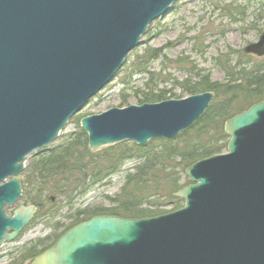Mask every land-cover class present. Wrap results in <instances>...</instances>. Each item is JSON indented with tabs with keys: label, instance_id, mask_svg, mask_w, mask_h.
Here are the masks:
<instances>
[{
	"label": "water",
	"instance_id": "95a60500",
	"mask_svg": "<svg viewBox=\"0 0 264 264\" xmlns=\"http://www.w3.org/2000/svg\"><path fill=\"white\" fill-rule=\"evenodd\" d=\"M177 0H0V248L36 208L21 196L28 157L54 142L109 85L148 26ZM264 57V33L243 49ZM211 93L82 118L89 151L171 140L207 110ZM227 153L185 171L177 211L149 219L93 217L29 264H264V100L224 123Z\"/></svg>",
	"mask_w": 264,
	"mask_h": 264
},
{
	"label": "trees",
	"instance_id": "16d2710c",
	"mask_svg": "<svg viewBox=\"0 0 264 264\" xmlns=\"http://www.w3.org/2000/svg\"><path fill=\"white\" fill-rule=\"evenodd\" d=\"M160 57V50H152L150 53L145 51L142 57L136 60L137 65L131 64L124 69L129 78L133 74L148 77L149 84L144 85L147 93L142 94L140 105L173 99L172 96L167 97V92L153 91L157 85L172 81L174 88L179 87L182 96L212 93V102L205 113L172 140H151L144 146L121 143L109 148L111 153L105 154L103 168L99 167L101 158L95 157L97 153L88 150L87 137L83 131L78 128L76 133L62 137L56 146L40 151L32 157L29 169H24L27 176L21 185L22 195L24 194L28 203L37 209L38 215L34 218L39 215H42V218L46 216V191L65 198L69 206V196L77 188L71 179L80 178V185H83L85 180H90L88 186H92L95 182H101L118 172L123 162H132L135 165L125 176L120 194L111 200L114 205L104 210L76 212L71 225L64 231L96 216L131 220L154 217L151 209L158 206H154L149 199L163 190L167 194L168 204L180 203L174 194L189 184L184 177L185 170L200 160L224 153L228 143V138L223 132L225 121L264 100V58L255 60L240 51L232 62L229 55H219L216 66L224 72V83L212 82L200 72L196 73L194 82L185 80L177 83L167 74L162 76V73H148L149 65ZM125 99H122V103ZM241 101L245 106L239 110L237 106ZM181 180L184 185H180ZM84 192L82 191V194ZM47 247L27 257L31 259Z\"/></svg>",
	"mask_w": 264,
	"mask_h": 264
},
{
	"label": "rangeland",
	"instance_id": "374dc122",
	"mask_svg": "<svg viewBox=\"0 0 264 264\" xmlns=\"http://www.w3.org/2000/svg\"><path fill=\"white\" fill-rule=\"evenodd\" d=\"M262 33H264V0H178L165 17L149 26L146 35L140 41V46L128 56L126 65H137L136 60L140 59L145 51L150 53L152 50H160L161 57L149 65L148 73H162V76L167 74L171 80L182 83L185 80L194 82L196 73L200 72L201 75L208 76L212 82L224 83V72L216 66L218 56L229 55L230 60L234 62L238 53L246 46L256 43ZM252 58L256 60V57ZM127 74L123 71L116 75L99 95L68 122L60 138L43 150L56 146L62 137L76 133L79 120L83 117L97 116L111 109L140 106L142 94L147 93L144 85L149 84L148 77L133 74L129 78ZM123 85L127 87L123 89ZM153 91L167 92L169 93L167 97L172 96V100L186 97L181 95L179 87L174 88L172 81L157 85ZM123 98L126 99L122 103ZM244 106L245 103L242 102L237 108L241 110ZM109 148L111 147L92 152L97 153L95 157L101 158L99 167L105 166L104 156L111 153ZM40 151L27 158L24 169H29L31 158ZM134 165L135 163L132 162H123L118 172L101 182H95L92 186H88L90 180H85L83 185H80L82 180L74 177L71 182L77 188L69 196L71 200L69 206L65 198L46 191L45 218H42V215L33 218L32 224L21 232L14 242L0 249V264H29L32 258L29 259L27 256L45 247L46 237H49L47 239L49 241L53 236L60 235L71 225L76 212L104 210L113 206L111 200L120 194L125 176L130 173ZM26 176L27 173L23 170L20 175L21 185ZM180 185H184L183 180ZM82 191L85 192L82 194ZM166 196V192L161 190L149 199L154 206H158L151 209L154 217L182 208V201L168 204ZM51 197H55L53 203L48 201ZM28 205H30L28 198L25 199L24 194H21L18 202L12 208H6L5 212L11 216L14 209Z\"/></svg>",
	"mask_w": 264,
	"mask_h": 264
},
{
	"label": "bare ground",
	"instance_id": "6f19581e",
	"mask_svg": "<svg viewBox=\"0 0 264 264\" xmlns=\"http://www.w3.org/2000/svg\"><path fill=\"white\" fill-rule=\"evenodd\" d=\"M177 1H178V0H177ZM177 1H175L173 4H171V6L169 7V10L174 6V4H175ZM158 20H159V19H158ZM156 21H157V20H156ZM154 22H155V21H154ZM151 24H152V23H151ZM151 24H150V25H151ZM150 25H149V26H150ZM149 26H148V28H149ZM148 28H147V30H148ZM146 33H147V31H146ZM146 33H145V35H146ZM145 35H144V36H145ZM139 46H140V45H139ZM139 46H138V47H139ZM138 47H137V48H138ZM137 48H136V49H137ZM134 50H135V49H134ZM134 50H132L131 53H132ZM131 53H129V54L127 55V57H125L124 62H123V65H122L121 67H119V69H118L116 75H118L120 72L125 71L124 69L127 67L126 64H127L128 56H129ZM129 65H130V64H129ZM116 75H115V77H116ZM125 88H126V86L123 85V89H125ZM99 94H100V93H97L93 98H91V99L87 102V104H88L91 100H93V99H94L97 95H99ZM188 97H189V96H188ZM185 98H186V97H185ZM182 99H184V98H182ZM179 100H181V99H179ZM87 104H86V105H87ZM86 105H85V106H86ZM83 108H84V107H83ZM83 108H82V109H83ZM79 113H80V112H79ZM79 113H78V114H79ZM78 114H77V115H78ZM77 115H76V116H77ZM74 117H75V116H74ZM89 117H90V116H89ZM83 118H87V117H83ZM81 119H82V118H81ZM223 128H224V126H223ZM61 133H62V132H61ZM61 133H60V134H61ZM59 138H60V135H59ZM56 141H57V140H55L54 142H56ZM54 142H52L50 145H52ZM50 145H48L47 147H49ZM54 198H55V197H51L52 200H54ZM87 211H88V210H87Z\"/></svg>",
	"mask_w": 264,
	"mask_h": 264
},
{
	"label": "flooded vegetation",
	"instance_id": "af4514ba",
	"mask_svg": "<svg viewBox=\"0 0 264 264\" xmlns=\"http://www.w3.org/2000/svg\"><path fill=\"white\" fill-rule=\"evenodd\" d=\"M48 201H49L50 203H53V202H54V200H52L51 198H49ZM58 236H59V235H58ZM48 238H49V237H46V242H47V243H46V247H47V245H48L51 241H53V240L55 241V240L57 239V237L53 236V237L51 238V240L47 241ZM55 238H56V239H55ZM32 252H34V251H32ZM38 255H39V254L35 255L33 258H35V257L38 256ZM33 258H32V259H33ZM32 259H31V260H32Z\"/></svg>",
	"mask_w": 264,
	"mask_h": 264
}]
</instances>
